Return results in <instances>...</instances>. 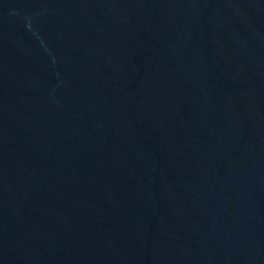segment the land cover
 Here are the masks:
<instances>
[{
	"label": "water",
	"instance_id": "obj_1",
	"mask_svg": "<svg viewBox=\"0 0 264 264\" xmlns=\"http://www.w3.org/2000/svg\"><path fill=\"white\" fill-rule=\"evenodd\" d=\"M0 264H264V0H0Z\"/></svg>",
	"mask_w": 264,
	"mask_h": 264
}]
</instances>
